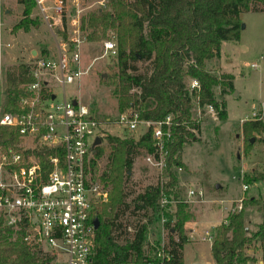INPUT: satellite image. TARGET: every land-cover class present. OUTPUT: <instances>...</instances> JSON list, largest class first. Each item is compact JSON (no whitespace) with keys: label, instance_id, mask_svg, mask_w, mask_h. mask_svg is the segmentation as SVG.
<instances>
[{"label":"trees","instance_id":"16d2710c","mask_svg":"<svg viewBox=\"0 0 264 264\" xmlns=\"http://www.w3.org/2000/svg\"><path fill=\"white\" fill-rule=\"evenodd\" d=\"M107 1V9H96L81 19L80 31L90 43L104 40L108 30L115 33L117 73L111 85L119 115L131 111L140 121H160L170 116L172 142L167 146V185H149L126 203L125 183L134 159L154 152L150 133L141 135L136 141L106 138L107 164L100 181L109 187V193L107 202L99 205L96 212L98 228L95 230L93 260L97 264H149L156 261L158 241H148V224L160 220L162 191L175 183L171 169L181 165L179 156L184 144L193 136L191 130H199V123L190 119V81L195 80L199 85V104L211 105L219 120L224 121L225 103L216 101L213 88L219 87L220 96L225 95L227 89H232V77L226 74L215 77L205 67L209 61L220 57L222 42L239 40L240 15L250 11L264 12V0ZM16 3L22 10L11 33H27L38 24L31 17L35 0H16ZM57 32L60 34L59 30ZM62 37L66 39L65 34ZM49 54L43 49L39 56ZM139 63L141 69L137 67ZM25 75L23 63L4 68L5 105L2 111H15L16 97L21 93L19 86L30 80ZM241 130L245 137L251 133L260 135L264 133V123L247 121ZM0 133L3 135L0 144H8L9 135L2 129ZM104 154L105 149L101 147L95 150L91 171L97 166L96 160ZM255 181L257 179H243L247 184ZM185 204L177 203L172 216L175 221L164 225L165 244L171 256L168 264H183L182 248L187 243ZM255 204L262 214V221L255 231L245 230L242 210L229 213L226 224L216 227L210 246L213 264L254 261L245 254L252 244L259 245L264 264V201H255ZM125 214L146 219V223L135 225L132 232H128V222H122ZM0 264H40L38 257L21 243L19 233L3 227L1 218Z\"/></svg>","mask_w":264,"mask_h":264},{"label":"built area","instance_id":"2783aa9c","mask_svg":"<svg viewBox=\"0 0 264 264\" xmlns=\"http://www.w3.org/2000/svg\"><path fill=\"white\" fill-rule=\"evenodd\" d=\"M35 3L44 17L47 5L58 21L66 19L67 0H35ZM67 25L71 30L66 39L58 32L55 34L53 53L47 57L38 54L23 63L25 76L30 80L19 86L21 93L16 97L14 112L2 111L5 100L0 41V130L9 135V143L0 144V218L3 227L19 233L21 243L38 257L40 264H97L93 260L95 211L106 202L107 191L90 180L89 170L95 150L104 142L107 125L98 121L80 99L85 75L82 69L85 39L80 31L79 10ZM103 50L116 56L112 40L103 43ZM71 86L79 89L77 96L67 94ZM198 90L197 81H191V120L199 123L209 115L217 121V112L211 105L199 104ZM117 125L128 132L141 126L143 134L150 133L154 152L145 156L144 161L161 178L165 176L167 146L172 142L171 117L140 121L136 113L127 111L119 115ZM0 139L3 141L2 133ZM96 139L100 144L95 145ZM176 169L180 171V167ZM162 182L160 185L166 184ZM166 188L159 201L162 233L166 231L164 225L171 221L168 213L173 212L172 208L175 210L177 203H189L192 198L201 202L203 198L201 190H188L186 200L180 201L170 194L171 188ZM242 190H247V186H242ZM240 210L242 200L231 212ZM205 235L201 241L212 243L213 236ZM195 239L192 233L188 237L190 242ZM155 259L149 264L170 262L163 235L156 246ZM241 264H263V260L255 257L254 261Z\"/></svg>","mask_w":264,"mask_h":264},{"label":"rangeland","instance_id":"374dc122","mask_svg":"<svg viewBox=\"0 0 264 264\" xmlns=\"http://www.w3.org/2000/svg\"><path fill=\"white\" fill-rule=\"evenodd\" d=\"M16 4L15 0L0 2L3 69L28 61L31 57L30 48L38 50L39 54L43 49H49L48 51L53 53L55 29L60 31V34L57 33L59 36L62 37V34L66 36L71 30L67 21L77 10H79L80 22L96 9L108 7L107 0H67L66 19L58 21L51 10H46L44 17L35 6L31 17L36 19L38 24L31 27L26 33L29 35L25 36L22 31L11 33L12 26L21 15V7L17 8ZM6 8L9 9V13L3 15V9ZM44 9H47L45 5ZM239 19V40L222 42L220 57L209 61L205 67L206 71L215 77L219 78L223 74L232 77V89H227L225 95L220 96L219 87L213 88L216 101L225 103L226 119L220 121L217 117V121H213L209 115L204 116L199 122V130L194 132L191 130L193 136L183 146L179 156L181 165L176 167H180V171L176 168L171 169L175 175V183L171 186L170 194L175 199L185 201L188 190L195 192L201 190L203 193L201 202H196L195 198H192V202L185 204L184 233L187 243L182 248L183 264H204V262L211 264V242L201 241V238L206 237V230L214 237L217 224L222 222L226 213H231L232 208L239 204V200H242L244 226L247 232L255 231L262 221V214L255 201H264V133L260 135L251 133L245 137L241 129L245 122L253 121L252 119L264 123V12L250 11L241 14ZM109 40L115 44V33L109 30L106 31L105 39L102 41L90 43L84 40L82 69L85 75L80 87L81 101L88 106L90 113L98 121L106 122L107 125L104 126L106 130L104 142L100 146L105 149V154L101 159L96 160L95 170H89L90 180L98 182L107 191L106 202L109 187L100 181V175L107 164L106 138L111 136L136 141L144 133L141 126L128 132L117 125L119 113L111 85L117 73V58L103 50V43ZM6 44L10 46L7 47ZM137 67L141 69L142 64H137ZM78 92L76 86L67 88L68 95L73 93L77 96ZM56 93L59 95L57 90ZM165 177L166 175L161 178L159 173L144 161V157H136L125 183L126 203L149 185H156L161 181L167 184ZM243 179L247 181L257 179V181L247 184ZM242 186H247V190L243 191ZM99 207V205L96 207L95 212ZM172 210L173 212L168 213L171 217L175 211L173 208ZM171 221H175L174 217ZM122 222L124 224L128 222L127 231L132 232L133 226L146 223V219L125 214L122 216ZM190 231L198 232L195 234L194 242L188 241ZM162 235L165 238L167 232L162 233L160 220L148 224L150 243L159 241ZM245 254L254 260L255 257L262 259L258 244H252L245 250Z\"/></svg>","mask_w":264,"mask_h":264},{"label":"crops","instance_id":"0c3cea01","mask_svg":"<svg viewBox=\"0 0 264 264\" xmlns=\"http://www.w3.org/2000/svg\"><path fill=\"white\" fill-rule=\"evenodd\" d=\"M1 1H3V0H0V2H1ZM15 1H16V0H15ZM16 5H17V8H19L20 5H19V4H16ZM20 7H21V6H20ZM46 7H47V5H46ZM1 9H2V7L0 6V10H1ZM21 10H22V7H21ZM21 10H20V13H21ZM46 10H49V11H50V9H49L48 7H47V9H45V11H46ZM3 12H4L3 15H4V14L6 15L7 13H9V9L6 8V9L3 10ZM50 14H51V13H50ZM55 30L58 31V29H55ZM55 33H57V32H55ZM23 34H24V33H23ZM24 35H25V36H28L29 33H28V34L25 33ZM24 39H26V38H24ZM8 45L10 46V44H8ZM48 50H49V49H48ZM33 52H35V55H32ZM38 52H39V51L36 50V49H33V48H30V49H29V55H30L31 57H36V56H38V54H39ZM31 57H30V58H31ZM28 61H29V60H28ZM28 61H26V62H28ZM26 62H25V63H26ZM227 215H228V214L226 213L225 216L223 217V220H222L221 223H224V222L226 221ZM221 223H220V224H221ZM217 225H219V224H217ZM199 229H200V228H199ZM191 233L195 235V234L198 233V232L190 231L189 234H191ZM205 233H208L207 230L205 231ZM195 237H196V235H195ZM210 246H211V245H210ZM211 261H212V259H211ZM204 264H207V263L204 262ZM211 264H213V262H211Z\"/></svg>","mask_w":264,"mask_h":264},{"label":"water","instance_id":"95a60500","mask_svg":"<svg viewBox=\"0 0 264 264\" xmlns=\"http://www.w3.org/2000/svg\"><path fill=\"white\" fill-rule=\"evenodd\" d=\"M55 32H57V30H55ZM32 55H35V52L32 53ZM68 56H70V53H68ZM250 143H252V141H250ZM100 144V140L96 139L95 141V145ZM94 228L97 229L98 228V221L97 219L94 220ZM247 231V229H245Z\"/></svg>","mask_w":264,"mask_h":264}]
</instances>
